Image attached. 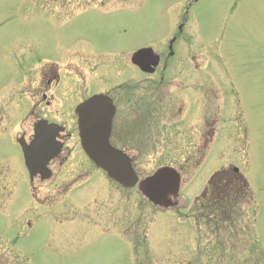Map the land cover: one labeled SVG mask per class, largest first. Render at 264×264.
<instances>
[{
    "label": "rangeland",
    "instance_id": "1",
    "mask_svg": "<svg viewBox=\"0 0 264 264\" xmlns=\"http://www.w3.org/2000/svg\"><path fill=\"white\" fill-rule=\"evenodd\" d=\"M193 1L0 0V264H264V0ZM72 9L86 12L62 22L52 14ZM182 22L175 58L184 70L195 64L201 90L209 74H227L242 93L243 113L222 131L228 139L205 143L203 115L192 128L169 129L161 143L142 147L141 177L163 165L180 171L179 207L156 209L137 187L124 190L97 170L98 183L80 191L59 187L64 169L53 181L30 184L16 137L33 133L27 91L54 46L59 55L71 32L70 45L86 40L89 48L117 52L131 42L116 36L126 26L137 46L165 54ZM76 132L62 153L75 157L67 167L74 175L87 166ZM232 166L246 177L255 204L241 206L235 227L197 225V198L215 172Z\"/></svg>",
    "mask_w": 264,
    "mask_h": 264
},
{
    "label": "flooded vegetation",
    "instance_id": "2",
    "mask_svg": "<svg viewBox=\"0 0 264 264\" xmlns=\"http://www.w3.org/2000/svg\"><path fill=\"white\" fill-rule=\"evenodd\" d=\"M84 12L85 9L54 10L52 14L62 22L68 18L78 19ZM178 32L183 34L184 26L179 27ZM116 34L124 43L132 36L131 42L118 48L117 52L109 53L100 48H89L86 40L83 46L70 45L73 38L69 32V44L60 47L59 55H54V46L53 56L48 55L43 67L34 72L27 91L33 111L37 118H46L63 127L65 132L58 135L63 152L68 142L75 138L71 131L79 129L76 109L90 97L99 94L106 96L114 106L110 142L132 158L135 169V163L142 155V147L152 142L161 143L158 140H165L169 129L192 128L203 115L208 127L203 133L205 143L228 139L226 134L223 137L222 131L228 129L233 115L234 122L239 120L237 113L239 110L240 116L243 113V98L237 84L227 74L222 77L209 74L208 89L201 90L202 77L195 64L192 69L186 66L184 70L181 57L175 58L178 50L174 46L180 35L168 40L166 55L157 51L160 64H163L161 68L159 65L154 73H143L132 62V57L138 49L152 45L137 46L133 42L131 29L126 26L117 29ZM172 39L175 40L171 50L169 45ZM192 58L193 63L197 61L196 56L192 55ZM20 133L26 136L24 130ZM234 139L238 138L235 136ZM62 153L49 164L53 173L50 181L58 178L64 169L61 186L58 183L60 188L82 190L91 182L98 183L94 170L102 171L87 157V166H78L80 171L74 175L75 171L67 170V167L73 165L75 157L70 161L67 156L62 158ZM91 172L94 173L93 178ZM66 174L70 177L67 178ZM75 181L78 183L68 185Z\"/></svg>",
    "mask_w": 264,
    "mask_h": 264
},
{
    "label": "water",
    "instance_id": "3",
    "mask_svg": "<svg viewBox=\"0 0 264 264\" xmlns=\"http://www.w3.org/2000/svg\"><path fill=\"white\" fill-rule=\"evenodd\" d=\"M151 53H153L151 49L138 51L134 56V62L143 70H148L150 64L158 63V57H152ZM102 101L101 96H96L79 109L83 148L92 161L110 178L124 187H132L138 182V176L132 167L130 158L109 143L112 114L106 110V107L100 110L98 105ZM56 131L58 129L55 125L40 120L35 124L33 141L28 144L24 139H20L19 142L32 179L38 173L43 178L49 177L47 164L60 151V145L55 139ZM180 182V174L174 168L165 166L159 168L153 175L142 179L139 182V189L152 204L167 209L178 205Z\"/></svg>",
    "mask_w": 264,
    "mask_h": 264
},
{
    "label": "trees",
    "instance_id": "4",
    "mask_svg": "<svg viewBox=\"0 0 264 264\" xmlns=\"http://www.w3.org/2000/svg\"><path fill=\"white\" fill-rule=\"evenodd\" d=\"M252 201V192L246 179L231 169L221 170L212 177L205 194L196 205L197 223L209 228L235 227L241 215V206Z\"/></svg>",
    "mask_w": 264,
    "mask_h": 264
}]
</instances>
